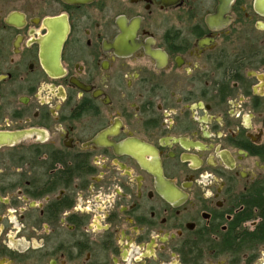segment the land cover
Segmentation results:
<instances>
[{
  "label": "flooded vegetation",
  "instance_id": "af4514ba",
  "mask_svg": "<svg viewBox=\"0 0 264 264\" xmlns=\"http://www.w3.org/2000/svg\"><path fill=\"white\" fill-rule=\"evenodd\" d=\"M0 264H264V0H0Z\"/></svg>",
  "mask_w": 264,
  "mask_h": 264
},
{
  "label": "water",
  "instance_id": "95a60500",
  "mask_svg": "<svg viewBox=\"0 0 264 264\" xmlns=\"http://www.w3.org/2000/svg\"><path fill=\"white\" fill-rule=\"evenodd\" d=\"M222 1V0H221ZM229 1V0H228Z\"/></svg>",
  "mask_w": 264,
  "mask_h": 264
}]
</instances>
